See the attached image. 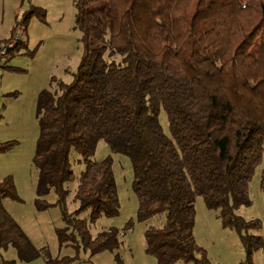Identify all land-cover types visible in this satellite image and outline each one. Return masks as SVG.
<instances>
[{
  "label": "trees",
  "instance_id": "16d2710c",
  "mask_svg": "<svg viewBox=\"0 0 264 264\" xmlns=\"http://www.w3.org/2000/svg\"><path fill=\"white\" fill-rule=\"evenodd\" d=\"M95 1L74 0L82 52L71 81L53 77L56 88L37 95L35 208L59 206L65 221L55 230L60 245L91 254L116 250L118 228L93 236L75 216L89 209L95 222L119 212L111 156L90 159L104 139L131 162L136 219L165 214L162 226L144 231V250L154 264H211L193 234L197 195L218 211L223 227L238 232L241 264H253L263 246L253 233L259 222L235 210L250 204L249 182L264 153V0H103L88 9ZM43 12L31 6L11 33L18 26L25 32L27 20ZM161 108L169 136L158 120ZM14 145L0 142V152ZM72 150L85 167L75 193L78 207L69 212L65 183L74 176ZM260 188L264 194V166ZM51 190L54 203L45 199ZM3 197L17 199L11 175L0 179V247L13 246L21 261L78 264L76 257L36 247L3 208ZM132 225L129 219L122 229ZM113 260L125 264L118 253Z\"/></svg>",
  "mask_w": 264,
  "mask_h": 264
},
{
  "label": "rangeland",
  "instance_id": "374dc122",
  "mask_svg": "<svg viewBox=\"0 0 264 264\" xmlns=\"http://www.w3.org/2000/svg\"><path fill=\"white\" fill-rule=\"evenodd\" d=\"M103 4V0L95 1L88 9ZM31 6L43 8V16L34 15L28 19L25 32L19 26L15 29L21 36L22 43L8 63L9 66H19L22 70L0 69V141L18 139L21 142L20 145L13 146L12 151L0 152V179L11 175L17 195V199L3 197L1 204L29 240L36 247L46 246L52 256H73L78 264H114L113 256L118 253L125 264H154L155 258L144 250V231L151 226H162L165 214H156L143 221L136 219L137 198L132 190L131 162L126 155L111 151L104 139L98 140L90 159L99 161L111 156L119 212L113 216H101L95 222L89 219V209L75 216L87 222L93 236L110 227L118 228L121 243L116 250L91 254L82 246L76 251L70 244L60 245L55 230L65 226V221L61 217L59 206L53 205L45 210H37L34 206L37 169L32 162L35 146L32 143L38 135L37 94L42 89L53 91L56 88L55 82L51 81L53 77L65 82L71 81L81 57L82 44L80 32L74 22V0H0V38L11 34L15 23L22 20L23 12ZM158 120L164 133L169 136L168 120L162 108ZM70 160L74 176L65 183L68 189L66 205L67 210L73 212L78 207L75 193L78 177L85 163L74 150L70 153ZM263 166L264 153L249 182L250 204L241 205L235 210L244 219L259 222L258 229L253 233L262 237L263 246L252 255L253 264H264V194L260 188ZM45 199L54 203L56 195L51 190ZM195 211L193 234L211 264H241L245 260V252L238 232L223 227L218 211L206 208L200 195L195 198ZM129 219H132L133 225L124 231L122 228ZM43 263L42 257L28 262L21 261L13 246L0 247V264ZM174 264L200 263L177 261Z\"/></svg>",
  "mask_w": 264,
  "mask_h": 264
},
{
  "label": "built area",
  "instance_id": "2783aa9c",
  "mask_svg": "<svg viewBox=\"0 0 264 264\" xmlns=\"http://www.w3.org/2000/svg\"><path fill=\"white\" fill-rule=\"evenodd\" d=\"M20 39V35L16 31L11 33L10 37L3 42H0V69L4 65L7 55L11 50L15 48L17 41Z\"/></svg>",
  "mask_w": 264,
  "mask_h": 264
},
{
  "label": "crops",
  "instance_id": "0c3cea01",
  "mask_svg": "<svg viewBox=\"0 0 264 264\" xmlns=\"http://www.w3.org/2000/svg\"><path fill=\"white\" fill-rule=\"evenodd\" d=\"M12 32V31H11ZM24 32V31H23ZM11 35V34H10ZM10 35L9 36H7V37H4V38H0V42H3V41H5L6 39H8L9 37H10ZM20 40H22V38H21V36H20ZM22 43V42H21ZM20 43V44H21ZM19 44V45H20ZM18 45V46H19ZM18 46H16L13 50H11L10 52H9V54L7 55V58H6V61H5V63H4V65L2 66V68H11V69H13V70H15V71H18V70H22L21 69V67H19V66H15V65H13V66H9L8 65V63H9V59L14 55V53L19 49L18 48ZM1 68V69H2ZM38 95V94H37ZM35 139V138H34ZM11 140H14L15 141V145H14V147L15 146H17V145H20L21 144V142H20V140H18V139H11ZM7 141V140H6ZM0 142H5V141H3V140H1ZM33 145H35V140H33V143H32ZM14 147L13 148H11L10 150L12 151L13 149H14ZM35 147V146H34ZM10 152V151H9Z\"/></svg>",
  "mask_w": 264,
  "mask_h": 264
}]
</instances>
